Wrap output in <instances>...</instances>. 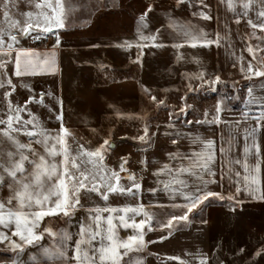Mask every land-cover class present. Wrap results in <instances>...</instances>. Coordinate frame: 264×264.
Listing matches in <instances>:
<instances>
[{
	"label": "crops",
	"instance_id": "0c3cea01",
	"mask_svg": "<svg viewBox=\"0 0 264 264\" xmlns=\"http://www.w3.org/2000/svg\"><path fill=\"white\" fill-rule=\"evenodd\" d=\"M108 1L120 3V0ZM140 2L146 10L134 16L127 31L110 34L90 31L57 33L52 35L49 45H38L32 39H26L10 43L11 49L6 50V58L2 60L6 63L0 68V83L3 85L0 119L7 120L10 114L14 115L8 109L10 102L14 108L25 109L20 112L21 120H26L25 117L31 113L30 117H35L40 126L52 135H64L61 128L67 129L65 140L82 132H100L112 123L118 128H125L124 137H117L130 139L127 142L130 149H125V153L132 148L137 151L145 147L138 160L143 165L142 168L139 166L141 189L135 191V196L110 193L105 202L101 197L83 194L71 218L62 214L44 217L40 230L50 226L54 232L67 230L76 233L81 223L89 222V208L108 206L122 209L142 205L143 212L139 215L128 213L127 216H134L137 224L145 221L143 247L130 252L124 261L131 259L132 264H200L202 259H206L207 264H264V254L255 255L258 250H264V199L254 198L243 190L236 195L237 187L243 189L244 185L242 181L237 184L239 178L235 175L236 172L245 175L241 164L235 162H246L249 174L257 181L253 187L260 189L256 195L264 193V119H260L258 126L257 120L252 118L259 117V108L264 106V78L256 81L261 76L247 71L250 61L255 66L264 67V31L248 22L251 20L260 24L264 18H259L257 12L264 9L257 0H253L248 10L243 7L248 0H232V7H229L228 0H204V4L199 0H184L183 3H178V0ZM150 6L152 11L147 14V27L141 28L139 18ZM201 13H206L211 19H203ZM185 32L190 35L185 36ZM141 33L144 36L156 35L157 39L140 40ZM201 33L208 39H219V44L201 46ZM125 41L131 42L132 47L118 46ZM193 42L195 47L191 46ZM153 43L162 46H137ZM178 44H183V47H174ZM249 47L253 49L252 53L248 51ZM18 56L22 72L19 76L15 74ZM45 58L49 63L54 61L53 68L45 70L48 68L42 63ZM25 64L30 66L27 72L23 71ZM201 73L207 81L219 76L218 84L225 86L249 81L242 95V107L227 109L219 121L212 118L213 114L202 118L197 113L196 116L201 118L188 123L190 111L186 118H178L163 109L162 124L138 123L144 102L147 105L153 99L152 94L172 92L168 99L176 104L179 97L172 94L177 90L188 91L193 85L198 87L203 83L197 81ZM249 88L252 89L251 94ZM202 95L208 98V94L203 92H198L195 98ZM41 96L43 103L35 102ZM254 100L261 103H249ZM178 111H175L176 114ZM28 127L31 129L32 125ZM5 128L6 125H0V131ZM145 128L147 136L141 140ZM14 135L21 142L29 140L23 134ZM197 137L200 140H196ZM209 140L214 141L215 161L211 168L215 175H205L204 179L215 182H209L205 190L221 194L226 202L207 206L203 218H198L195 211L193 219L172 220L171 227H166L172 217L180 216L177 211L187 210V201L179 192L166 191L165 184L183 180L189 186L183 190L191 191L199 181L191 172H181L180 169L189 168L192 154L200 152L204 146L200 141ZM141 143L143 145L139 146ZM4 147L7 150L10 145L6 142ZM32 147L46 155L41 145L33 143ZM245 147L249 148L247 155ZM55 159L59 163L62 157ZM257 164L258 172L253 170ZM170 187L180 189L181 185L173 182ZM10 194L7 187L0 188V199H7ZM233 195L235 200L228 198ZM144 213L152 217L150 225ZM109 215L114 217L113 224L121 240L139 232V229L120 226L115 217L125 215L122 211L103 213L105 218ZM76 239L78 237L73 235V241ZM52 243L47 234L39 242L43 246ZM94 243L98 246V242ZM71 244L69 242L70 248ZM68 255H72L71 250ZM29 256H36L38 264H60L58 257L43 256L40 248L29 247L22 253L20 259L23 264H33ZM13 258L15 254L0 245V264H11Z\"/></svg>",
	"mask_w": 264,
	"mask_h": 264
},
{
	"label": "snow or ice",
	"instance_id": "6c2138e0",
	"mask_svg": "<svg viewBox=\"0 0 264 264\" xmlns=\"http://www.w3.org/2000/svg\"><path fill=\"white\" fill-rule=\"evenodd\" d=\"M10 0H5V8ZM184 0H178V3H183ZM260 7L264 9V0H257ZM60 0H56V5H53L52 0H45L43 5L37 4L39 7H47L51 10L53 15H48L46 12H40L35 15L32 12H27L24 15L27 19L24 21V25L19 27V32L25 36L31 35L32 31L39 29L42 33H51L57 35L56 29L63 27V21L57 18L56 12L59 6ZM199 3L204 4V0H199ZM229 7H232V0H228ZM253 3V0H248L244 3L243 7L248 10ZM207 7V5H204ZM152 11L150 6L148 10L141 15L139 18V24L141 28L147 27V14ZM247 15V11L244 13ZM5 19H9V12L7 10L3 13ZM203 19H211L206 13L200 14ZM259 18H264V10L257 12ZM39 17H43L41 20ZM252 27H259L264 31V19L260 24H254L251 20L248 21ZM239 23V21H237ZM20 25L19 21H11V27H17ZM183 31V29H180ZM185 36H189L190 33L185 32ZM4 33L0 31V46L3 45ZM11 41L18 42L17 35L8 33ZM34 39H40V35H36ZM156 35L144 36L140 35V40L155 41ZM202 41L201 46L210 47L213 44H219V39H208L205 34H200ZM59 45V37L57 36V46ZM124 48L132 47L131 42L125 41L118 45ZM138 47L148 46H162L153 44H137ZM192 47L196 46V43H191ZM11 45L8 48L11 49ZM174 47H183V44L174 45ZM22 51V50H21ZM250 53L253 52L251 47L248 48ZM35 55V54H34ZM54 56V53L52 54ZM255 59V56L253 57ZM15 74L21 75L20 60L19 56L16 58ZM6 62L0 61V68H3ZM43 64L48 65L49 70L54 67V61L49 63V60L45 58L42 61ZM30 66L25 64L23 71H29ZM243 71V69H242ZM247 71L254 74L255 76H264V67L255 66L251 61L248 63ZM197 79L203 81L205 84L212 85V91H216L215 85L220 82L219 76L213 81L204 80V74L201 73ZM3 85L0 84V87ZM251 94L252 89H248ZM155 99V97H153ZM37 103H43V97ZM27 103V102H26ZM249 103H261L260 101H250ZM9 112H14V115L10 114L7 120L0 119V125H6V128L0 131V188L7 187L10 189L11 194L7 199H0V245L6 247V249L15 254V258L11 260V264H23L20 259L22 253H24L29 247L40 248L43 256L45 257H58L60 264H132L131 259L124 261V257L128 256L130 252L139 251L143 247V227L145 221L136 223L134 216L128 217V213H134L139 215L143 212V206L137 208L125 207V208H114L105 206L93 207L87 209L89 222L81 223L78 227L79 230L76 233H71L67 230H61L60 232H54L50 226L44 227L40 230L41 221L47 216H63L71 218L73 212L76 211L77 206L80 205L79 192L81 189H85L88 192H95L101 196V198L107 202L110 193L130 194L135 195L133 188L137 191L140 189L139 184H133L131 187L124 188L119 186L118 181L120 176L118 173H108L103 168L96 170L81 169L76 163L79 156L87 155L89 157L88 163H93L95 168V162L91 160V157H98L102 161L101 150L98 149L95 152L89 153H78L76 156L70 154V149L67 147L64 136L67 135V129L61 128V132L64 135H52L47 129L40 126L39 122L35 117L28 120H21L20 112L24 111V108L13 107L8 103ZM220 107L217 106V117L219 121ZM260 116L253 119L257 120V125L260 124V119H264V106L259 108ZM31 116L32 114L29 113ZM62 119V116L59 117ZM199 122V121H198ZM190 123V121H188ZM14 125H19L15 127ZM28 125H32L29 129ZM147 128H145V135L141 136L140 139L144 140L147 136ZM23 134L29 138L27 143L21 142L17 135ZM32 137H37L32 140ZM200 140L199 137L195 138ZM247 139V136L245 137ZM7 142L10 147L6 150L5 143ZM174 143L176 141H173ZM203 143V148L200 152L192 154L193 159L190 161L189 168L180 169L181 172H191L192 175L196 176L199 183H195L192 186L191 191H184L183 189L188 188L186 181L177 180L173 181L181 185L180 189H173L170 187L169 182L165 184V190L173 193L179 192V195L187 201L186 207L187 212L190 213L199 204L210 198L224 199V197L212 191H206L207 184L209 182L204 179L205 175L214 176L215 172L211 168L212 163L215 161L214 141H200ZM39 144L44 148L46 155L36 151L32 144ZM107 145L108 142L105 141ZM59 145V147H57ZM103 147V146H102ZM255 147V145H254ZM106 150V149H104ZM223 151V149H221ZM245 154L249 152V148L245 147ZM258 151V149H257ZM61 156L62 160L57 163L56 157ZM81 163H84L82 160ZM127 161H125V164ZM235 163L241 164L244 168L245 175L241 176L239 172L235 175L239 179L236 181L239 185L243 182V189L237 187L236 195L242 190L248 192L250 196L258 199H264V193H260L259 196L256 194L260 192L259 188H254L253 185L257 184L254 177L249 174V166L246 162L237 160ZM70 165V166H69ZM167 169L168 166L165 165ZM72 169H76L75 172ZM195 170V171H193ZM254 171H259V165L257 164ZM121 171H126L124 165H121ZM223 179V177H221ZM129 179H134L129 177ZM115 180L117 183H112ZM71 182V183H69ZM104 189V191H101ZM155 191V190H153ZM229 199L235 200V195L229 196ZM239 203V201H236ZM82 207V206H81ZM234 210V209H233ZM123 212L125 215L115 217L120 221L122 227H132L139 229L136 234L130 235L127 239L121 240L116 233V226L113 224L114 217L109 215L107 218L103 216L104 212L117 213ZM93 213L95 215H93ZM147 221L150 225L152 217L147 213H144ZM187 220V214L179 217H172L169 220L166 227H171L172 220ZM106 225V227H105ZM94 226V227H93ZM7 230V231H5ZM151 230V227H149ZM45 234L53 241L50 246L40 245L39 242L44 240ZM73 235L77 236L78 239L73 241ZM15 237V239H13ZM163 239V238H162ZM69 242H72L71 248ZM94 242H98V246ZM123 249V251H121ZM71 250L72 255L69 256L68 252ZM243 251V249H241ZM264 254V250H258L255 255L260 256ZM33 264H38L36 256L28 257ZM200 264H207L206 259H202Z\"/></svg>",
	"mask_w": 264,
	"mask_h": 264
},
{
	"label": "rangeland",
	"instance_id": "374dc122",
	"mask_svg": "<svg viewBox=\"0 0 264 264\" xmlns=\"http://www.w3.org/2000/svg\"><path fill=\"white\" fill-rule=\"evenodd\" d=\"M44 2L45 0H10L7 4V8H5V0H0V31L4 33L2 37L3 45L0 46V61L6 58L5 54L7 52L6 50L9 49L8 45L13 42L10 40L8 33H11L10 30L19 29V27L24 25V21L27 19L24 15L25 13L32 12L34 13V17L40 12H46L50 16L53 15L49 8H38L36 6L37 4L43 5ZM108 2V0H60L56 16L63 21V27L57 28L56 33L67 34V32L74 33L78 31H90L98 34H110L124 32L130 28L134 16H136L137 13L140 14L146 10V6L142 4L140 0H120V3L118 4ZM52 3L53 5H56V0H52ZM5 10L9 12V19L7 20L3 15ZM39 18L41 20L43 19V17ZM13 20L19 21L20 25L17 27H11V21ZM28 39H32L37 43L34 37ZM17 40L21 41L20 39ZM198 80L199 79H197V81ZM246 83L247 84L243 85L241 89H238L239 83L232 86L216 84V91H212L211 84L202 83L198 87L193 85L194 87L188 91L177 90V92H174L175 94H172L173 96L175 95L179 97L178 99L176 98V104L172 102L171 99H168V97H171L172 92H167L163 95L152 94L153 97H157H155V99H151V101L149 100L147 105L144 102V109L138 116V123L141 125H148L153 122L162 124L163 118L161 116V112L163 109H166L170 112V114L176 115L179 118L183 115V111L187 108L189 109L188 112H191L189 120H187L192 122H194L197 118H201L196 116L197 113L202 115V118L211 117V114H213L212 118H216L218 105L220 107L218 115L220 116L219 118L222 119L221 114L224 111H227V109H237L242 107V95L244 94L245 88L250 84L249 81ZM0 92H3L2 87H0ZM198 92L199 94L200 92L208 94V98H204L203 95L200 98H195ZM187 96L189 97L187 98ZM29 102L30 101H28V103ZM2 104L3 101L0 99V109L2 108ZM177 109H179L178 114L175 112ZM25 118L26 120L32 119L30 116H26ZM104 128L105 129L100 132H82L78 133L74 138H67L66 143L67 147L70 149V154L76 156L78 153L95 152L100 149L103 157L102 161H100L98 157H91V160L95 162V168L93 163L87 162L89 160L87 155L79 156L76 163L81 169L96 170L98 168H103L107 170L108 173H118L120 176L118 184L124 188L131 187L134 183L140 185L141 169L139 166L142 168L143 165H140L138 160L141 157V151L145 150V147H142L140 150L138 149L139 151L132 148V150L125 153V149H130V145L123 141L117 148L110 149L109 145L105 144V141L108 142L112 134L124 137L125 128H118L116 125L113 126L112 123L108 124V126H105ZM144 144L146 143L144 142ZM141 145H143V143L139 146ZM82 160L84 163H81ZM125 161H127L126 164ZM122 164L124 165L126 171H121ZM72 171L75 172L76 169H72ZM130 176L134 179H129ZM112 183H117V181L113 180ZM101 191H104V189H101ZM135 191L136 189L133 188V192ZM83 194H89L93 197L99 198L101 197L95 192H88L85 189H81L78 194L79 198ZM224 202H226V199H217L213 197L204 201V203L199 204L190 213H188L187 210H180L177 211L176 214L180 216L187 214V220H190L193 219V215L195 214L194 212L196 211V216L198 218H203L205 208L207 206Z\"/></svg>",
	"mask_w": 264,
	"mask_h": 264
},
{
	"label": "built area",
	"instance_id": "2783aa9c",
	"mask_svg": "<svg viewBox=\"0 0 264 264\" xmlns=\"http://www.w3.org/2000/svg\"><path fill=\"white\" fill-rule=\"evenodd\" d=\"M11 33L12 34H16L17 35V39H20V40L32 38V37H35L36 35L39 34L40 35V39H36V41H37L38 45H43V46L49 45L52 42V40H53V37H52L51 33H42V32H40L39 29H36L35 31H32L31 35H28V36H25V35L21 34L19 32V30L13 31Z\"/></svg>",
	"mask_w": 264,
	"mask_h": 264
},
{
	"label": "water",
	"instance_id": "95a60500",
	"mask_svg": "<svg viewBox=\"0 0 264 264\" xmlns=\"http://www.w3.org/2000/svg\"><path fill=\"white\" fill-rule=\"evenodd\" d=\"M247 81L245 82H240L239 85H238V89H241L243 85L247 84L246 83ZM188 110L186 108L185 111H183V117L185 118L187 116V113H188ZM108 145H109V148L110 149H115L117 147V145L120 143V142H128L129 140H127V138H122V137H117L115 134H112L111 138L108 140Z\"/></svg>",
	"mask_w": 264,
	"mask_h": 264
},
{
	"label": "trees",
	"instance_id": "16d2710c",
	"mask_svg": "<svg viewBox=\"0 0 264 264\" xmlns=\"http://www.w3.org/2000/svg\"><path fill=\"white\" fill-rule=\"evenodd\" d=\"M262 78H264V76L259 77L256 81H258V80H260V79H262ZM234 107H236V106H234Z\"/></svg>",
	"mask_w": 264,
	"mask_h": 264
}]
</instances>
